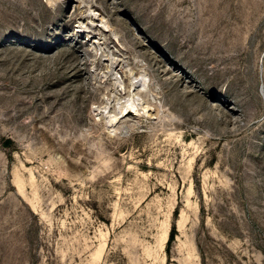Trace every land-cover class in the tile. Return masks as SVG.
I'll use <instances>...</instances> for the list:
<instances>
[{
	"label": "rangeland",
	"instance_id": "374dc122",
	"mask_svg": "<svg viewBox=\"0 0 264 264\" xmlns=\"http://www.w3.org/2000/svg\"><path fill=\"white\" fill-rule=\"evenodd\" d=\"M0 264H264V0H0Z\"/></svg>",
	"mask_w": 264,
	"mask_h": 264
},
{
	"label": "bare ground",
	"instance_id": "6f19581e",
	"mask_svg": "<svg viewBox=\"0 0 264 264\" xmlns=\"http://www.w3.org/2000/svg\"><path fill=\"white\" fill-rule=\"evenodd\" d=\"M130 76L127 96L120 98L116 93L106 100L101 109V116L109 129H114L117 121L124 115L127 108H131L128 105H140L141 98L137 90L147 89L149 79L145 72L141 71L137 75L133 73Z\"/></svg>",
	"mask_w": 264,
	"mask_h": 264
}]
</instances>
